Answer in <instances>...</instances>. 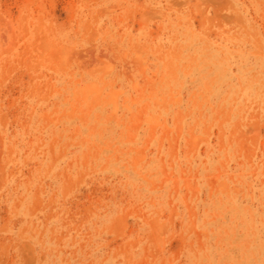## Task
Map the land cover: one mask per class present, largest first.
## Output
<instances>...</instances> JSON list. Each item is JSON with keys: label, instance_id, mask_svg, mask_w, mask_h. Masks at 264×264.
<instances>
[{"label": "rangeland", "instance_id": "obj_1", "mask_svg": "<svg viewBox=\"0 0 264 264\" xmlns=\"http://www.w3.org/2000/svg\"><path fill=\"white\" fill-rule=\"evenodd\" d=\"M0 264H264V0H0Z\"/></svg>", "mask_w": 264, "mask_h": 264}]
</instances>
